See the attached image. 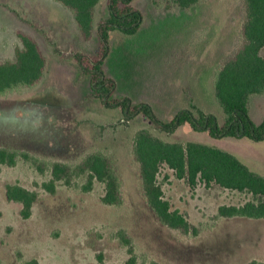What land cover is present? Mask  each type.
<instances>
[{"label": "rangeland", "instance_id": "obj_1", "mask_svg": "<svg viewBox=\"0 0 264 264\" xmlns=\"http://www.w3.org/2000/svg\"><path fill=\"white\" fill-rule=\"evenodd\" d=\"M108 4L101 0L97 6L93 36L85 40L73 14L55 0H0V61L14 59L16 47L22 45L21 32L32 36L46 57L40 84L0 97V148L71 166L101 151L114 162L123 197L119 206L105 205V186L95 181L93 189L84 192L85 177L76 179L73 187L59 182L51 194L41 186L50 179L48 173L40 174L23 160L14 167L3 166L0 264H23L33 258L40 264L264 263V220L218 215L220 206L242 205L251 199L249 194L216 184L191 188L163 166L159 183L164 197L194 228L190 233L170 228L148 206L134 154L138 130L149 129L170 143L219 148L263 177L264 141L216 139L189 125L167 134L142 113L126 117L121 105L97 98L91 76L83 73L78 59L99 56L97 28L110 17ZM132 6L143 14L138 31L128 35L114 30L109 35L103 64L106 77L115 83L109 99L149 105L163 123L191 102L222 121L214 74L241 40L244 1L206 0L185 9L132 0ZM260 55L264 58V47ZM249 112L256 125L263 123L264 94L251 97ZM14 183L39 193L29 219L21 217L20 204L7 198L6 186ZM122 234L134 247L132 262Z\"/></svg>", "mask_w": 264, "mask_h": 264}, {"label": "trees", "instance_id": "obj_2", "mask_svg": "<svg viewBox=\"0 0 264 264\" xmlns=\"http://www.w3.org/2000/svg\"><path fill=\"white\" fill-rule=\"evenodd\" d=\"M69 10L77 28L85 40H90L95 30L96 8L101 0H55ZM152 0L159 8L176 5L185 9L194 8L206 0ZM245 18L241 40L233 52L215 71V101L223 112L221 121L214 113L191 102L188 108L168 123H163L149 105L132 106L129 99L110 100L115 91V83L106 77L103 64L108 56L109 35L114 30L125 34H135L143 22V14L132 6V0H109V18L99 23L97 32L101 42L99 56L78 59L83 73L91 76V85L97 98L106 104L121 105L126 117L142 113L159 130L173 134L179 127L189 125L196 132H208L212 138H247L255 142L264 141V121L256 125L250 118L249 102L252 96L264 94V58L260 55L264 47V0H243ZM21 46L16 47L14 59L0 61V97L19 90L33 88L40 84L46 71V57L38 42L30 35L19 34ZM57 52V51H56ZM134 154L140 165L144 195L148 206L162 224L190 233L194 228L184 214L173 211L164 197L159 183L163 166L173 170L178 179L185 180L191 188L198 183L206 187L218 185L222 188L249 194L251 199L242 205H223L218 215L224 218H248L264 220V177L252 171L235 155L216 147L189 142H166L155 136L149 129H141L134 136ZM23 160L30 163L40 174H49L50 179L42 183V188L55 194L59 182L68 187L75 185L76 179L86 178L84 192L93 189L95 181L105 186L102 202L119 206L123 197L121 181L112 159L101 151H94L77 165L48 162L28 152L0 148V172L3 166L14 167ZM7 198L22 206L20 214L29 219L39 193L31 191L19 183L6 186ZM121 242L127 247L134 261V247L130 240L121 235ZM19 257L22 258L21 254ZM23 264H40L36 258ZM248 264H264L252 261Z\"/></svg>", "mask_w": 264, "mask_h": 264}]
</instances>
